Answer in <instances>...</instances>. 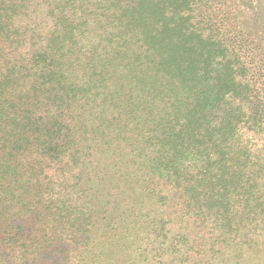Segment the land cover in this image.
I'll use <instances>...</instances> for the list:
<instances>
[{"label":"trees","instance_id":"16d2710c","mask_svg":"<svg viewBox=\"0 0 264 264\" xmlns=\"http://www.w3.org/2000/svg\"><path fill=\"white\" fill-rule=\"evenodd\" d=\"M226 7L0 0V260L212 264L256 244L264 59Z\"/></svg>","mask_w":264,"mask_h":264},{"label":"rangeland","instance_id":"374dc122","mask_svg":"<svg viewBox=\"0 0 264 264\" xmlns=\"http://www.w3.org/2000/svg\"><path fill=\"white\" fill-rule=\"evenodd\" d=\"M223 2L227 5V13L231 22L236 23L248 34V37L252 40V44L254 45V53L257 57L264 59V0H223ZM41 21L43 23H41ZM34 24L38 27L40 25L44 27L50 26L48 21L44 23L42 15L38 16V20ZM24 25L28 26L26 23ZM33 28L34 25L28 26V32H26L27 37L31 36V30ZM256 140L264 152V148H262L264 147V133L257 135ZM83 146L87 145L84 144ZM83 168L86 170L85 174L89 173L88 177L95 181L94 187L96 188L97 184L100 182L97 180L99 175L95 170L94 164L84 166ZM65 172L66 173H60L54 170L50 172L49 177L56 181V183H65L66 186H69L67 191L71 192V186L74 188L77 186V181H75L77 178V171ZM59 174L61 175L59 176ZM85 188H91L90 183H86ZM255 239L257 240V246L255 244L250 247L245 246L241 249H234L231 245H228L227 248L222 247L221 249V246L217 245L215 250L222 251L224 255L221 259H219L220 255H218L212 264H264V228L258 230ZM192 257H194V254ZM164 264H166V262H164Z\"/></svg>","mask_w":264,"mask_h":264},{"label":"clouds","instance_id":"9594fccd","mask_svg":"<svg viewBox=\"0 0 264 264\" xmlns=\"http://www.w3.org/2000/svg\"><path fill=\"white\" fill-rule=\"evenodd\" d=\"M65 243L71 245L72 241L68 238H65ZM76 253L70 251V256L75 257ZM9 259L13 262V264H21V260L19 258V252H13L12 255H10ZM0 264H6V261L0 260ZM97 264H105L103 258L97 261Z\"/></svg>","mask_w":264,"mask_h":264}]
</instances>
